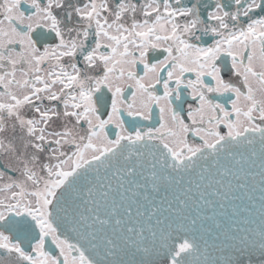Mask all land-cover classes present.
Wrapping results in <instances>:
<instances>
[{
    "label": "snow or ice",
    "instance_id": "obj_1",
    "mask_svg": "<svg viewBox=\"0 0 264 264\" xmlns=\"http://www.w3.org/2000/svg\"><path fill=\"white\" fill-rule=\"evenodd\" d=\"M0 264H264V0H0Z\"/></svg>",
    "mask_w": 264,
    "mask_h": 264
}]
</instances>
